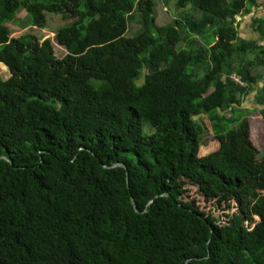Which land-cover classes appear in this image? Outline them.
Segmentation results:
<instances>
[{
    "label": "trees",
    "instance_id": "1",
    "mask_svg": "<svg viewBox=\"0 0 264 264\" xmlns=\"http://www.w3.org/2000/svg\"><path fill=\"white\" fill-rule=\"evenodd\" d=\"M257 3L176 0L160 28L154 0H0V264H264V158L242 110L264 18L259 40L238 28ZM23 10L40 29L47 13L71 21L64 59L50 39L13 36ZM209 132L219 150L199 156Z\"/></svg>",
    "mask_w": 264,
    "mask_h": 264
},
{
    "label": "rangeland",
    "instance_id": "2",
    "mask_svg": "<svg viewBox=\"0 0 264 264\" xmlns=\"http://www.w3.org/2000/svg\"><path fill=\"white\" fill-rule=\"evenodd\" d=\"M155 1V24L157 27L163 28L168 24L173 23L174 20L180 18V11H178L177 7L175 6L176 0H154ZM257 6L251 7L248 4L247 6L250 8L249 13H244L243 16H239L238 19V28L240 31L241 38L245 40H259L260 36L255 31L253 27V17H262L264 18V0H257ZM189 13V12H188ZM193 17L199 16V14L190 13ZM27 14L26 11L23 10L19 13V17L17 21H23L21 24L14 23L15 25L12 26L14 31L13 36H21L26 34H31L37 37L40 43H43L45 40L50 39L52 42V46L54 48L55 57L59 60L64 59L67 55L66 51L63 47L59 46L56 40V34L58 29L68 25L71 23L69 20H65L60 15H54L47 13V25L45 29H40L35 26H27ZM140 13L138 11H134L133 19L129 23V29L126 37H133L141 28L140 25ZM26 25V26H24ZM249 60L253 61L255 56L250 55L248 57ZM237 64L236 66H238ZM4 67V66H3ZM0 64V80L8 81L11 78V72L8 68H3ZM252 75H257L259 80L257 81V85L254 86L253 92L243 100L242 110L245 112L244 115L248 117V121L250 123V132H251V139L253 143L256 145L259 151L258 160H262L264 158V117L260 114V109L264 108V104H260V100L262 99L261 94L258 92V87L263 88L264 86V68L259 67L255 71L251 72ZM234 78V77H233ZM237 82L240 80L235 77L234 78ZM141 86V85H140ZM224 114L228 116H232L230 111L224 112ZM206 128H211V122L207 115H199L196 116ZM144 131L145 133H151L153 128L148 124L144 123ZM220 141L217 140L212 132L205 133L201 137V145L199 156L207 155L216 150H219ZM185 189L184 192V199L186 201L194 200L197 205H199L204 211H211L212 213L216 214V216L223 217L225 212L218 211L214 208H211L208 205V200L203 193L197 192L196 187H186L183 186ZM258 221V219H256Z\"/></svg>",
    "mask_w": 264,
    "mask_h": 264
},
{
    "label": "water",
    "instance_id": "3",
    "mask_svg": "<svg viewBox=\"0 0 264 264\" xmlns=\"http://www.w3.org/2000/svg\"><path fill=\"white\" fill-rule=\"evenodd\" d=\"M240 17H238V19H239ZM141 84H139V86H140ZM0 159H5L4 157H0ZM115 167H123V168H126L125 167V165H123V164H115L114 165ZM132 205H133V207H134V209H135V211L137 212V213H139V211L137 210V207H136V203L132 200Z\"/></svg>",
    "mask_w": 264,
    "mask_h": 264
}]
</instances>
